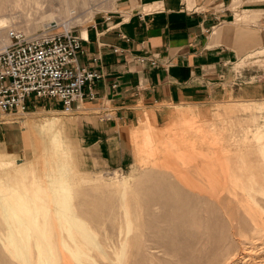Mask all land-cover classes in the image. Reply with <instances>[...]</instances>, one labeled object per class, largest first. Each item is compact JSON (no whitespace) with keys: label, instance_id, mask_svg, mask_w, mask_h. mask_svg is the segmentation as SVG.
<instances>
[{"label":"rangeland","instance_id":"1","mask_svg":"<svg viewBox=\"0 0 264 264\" xmlns=\"http://www.w3.org/2000/svg\"><path fill=\"white\" fill-rule=\"evenodd\" d=\"M142 3L0 0V49L12 33L85 35ZM238 68L264 84V62ZM59 108L26 112L37 113L23 115L34 125L23 153L0 156L33 161L0 171V264H264V95L175 108L159 128L140 121L124 169L91 160L66 133L75 116L49 112Z\"/></svg>","mask_w":264,"mask_h":264},{"label":"crops","instance_id":"2","mask_svg":"<svg viewBox=\"0 0 264 264\" xmlns=\"http://www.w3.org/2000/svg\"><path fill=\"white\" fill-rule=\"evenodd\" d=\"M80 37L79 66L102 78L93 84L94 99L73 105L66 133L104 167H128L126 138L140 121L159 128L175 108H208L228 102L236 91L264 95V84L252 86L248 71L238 68L245 61L264 62V0H144L137 9L102 17ZM31 104L38 112L56 104L62 110L59 103ZM35 113L0 114V156L23 153L34 126L23 115Z\"/></svg>","mask_w":264,"mask_h":264},{"label":"built area","instance_id":"3","mask_svg":"<svg viewBox=\"0 0 264 264\" xmlns=\"http://www.w3.org/2000/svg\"><path fill=\"white\" fill-rule=\"evenodd\" d=\"M10 41V45L0 49V114H24L33 101H46L61 104L62 112L72 115L75 103L88 96L95 98L92 87L102 75L79 66L83 41L80 35L64 31L26 40L12 33ZM138 61L143 64L146 59Z\"/></svg>","mask_w":264,"mask_h":264},{"label":"bare ground","instance_id":"4","mask_svg":"<svg viewBox=\"0 0 264 264\" xmlns=\"http://www.w3.org/2000/svg\"><path fill=\"white\" fill-rule=\"evenodd\" d=\"M24 114H26V113H24ZM179 116V115H178ZM181 117V116H180ZM146 121H148L147 119H146ZM260 132V131H259ZM260 134H262V132L260 133ZM33 162V161H32ZM32 162L30 161L29 163L27 162V163H24L23 165H14V164H12L13 162H8V161H0V171H14V170H23V169H25L26 167H28V166H30L31 164H32ZM213 197V196H212ZM215 197V196H214ZM236 197V196H235ZM253 198H254V196H253ZM220 199V198H219ZM240 200V199H239ZM250 200V199H249ZM241 202H242V200H241ZM255 202V201H254ZM239 204H240V202H239ZM242 204V203H241ZM251 204V203H250ZM259 231V230H258ZM257 233V232H256ZM263 234V233H262ZM252 238H253V236H252ZM258 239H259V237H257ZM256 238V239H257ZM248 239V238H247ZM246 239V240H247ZM262 240V239H261ZM257 242H258V240H257ZM252 243H253V241H252ZM256 244V243H255ZM254 243H253V245H255ZM261 244V243H260ZM246 245V244H245ZM251 246V245H250ZM263 246V245H262ZM244 247V246H243ZM248 247V246H247ZM260 249H261V247H259ZM248 252V251H247ZM250 252H252V251H250ZM260 252H261V250H260ZM236 253V252H235ZM252 253H254V252H252ZM247 254H249V253H247ZM235 256V255H234ZM234 256H231V257H234ZM255 256H256V254H255ZM231 257H229L230 259H231ZM237 257V256H236ZM249 257V256H248ZM226 258V257H225ZM240 258H241V256H240ZM243 258V257H242ZM251 258V257H250ZM250 258H249V261H250ZM235 259V258H234ZM245 259V258H244ZM252 259V258H251ZM255 259V258H254ZM227 260V262H228V259H226ZM241 260V259H240ZM239 260V261H240ZM253 260V259H252ZM251 260V261H252ZM260 260V259H259ZM230 261V260H229ZM245 261V260H244ZM248 261V260H247ZM227 262H224V263H227ZM262 262H264V261H262ZM90 263V262H89ZM241 263H243V262H241ZM253 264V263H252Z\"/></svg>","mask_w":264,"mask_h":264}]
</instances>
